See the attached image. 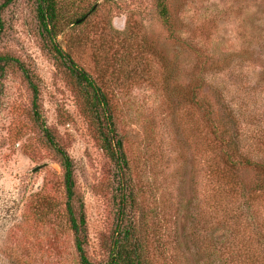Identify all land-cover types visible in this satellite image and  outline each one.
<instances>
[{"label":"rangeland","instance_id":"374dc122","mask_svg":"<svg viewBox=\"0 0 264 264\" xmlns=\"http://www.w3.org/2000/svg\"><path fill=\"white\" fill-rule=\"evenodd\" d=\"M4 0H0V5ZM86 16L55 38L111 102L147 264H262L264 0H58ZM0 52L39 88L41 113L73 162L93 264H108L106 161L72 89L40 46L33 6L2 12ZM18 73L0 87V264H79L64 218L62 172L29 117ZM231 162V163H230ZM240 162V163H239Z\"/></svg>","mask_w":264,"mask_h":264},{"label":"trees","instance_id":"16d2710c","mask_svg":"<svg viewBox=\"0 0 264 264\" xmlns=\"http://www.w3.org/2000/svg\"><path fill=\"white\" fill-rule=\"evenodd\" d=\"M14 0H4L0 5V37L3 32L2 12ZM33 6L40 46L52 60L56 71L72 89L78 103V109L84 118L97 148L106 161L105 189L109 194L112 210L110 242L105 244L108 264H147L143 248L139 243L135 223L134 209L136 200L131 185V178L122 138L113 123L111 102L86 72L80 69L72 58L56 44L58 37L67 26L77 25L86 17L80 15L68 19L61 12L58 0H29ZM157 17L163 25L170 23L167 0H154ZM18 73L30 96L29 117L40 137L41 144L49 151L52 159L62 172L64 195V218L73 235L74 250L79 264H93L87 258V231L83 201L75 189L73 162L65 148L59 142L58 135L47 125L41 113L39 88L31 71L15 57L0 52V87L7 74ZM231 163V162H230ZM240 163V162H239ZM243 167L253 169L264 177L263 164H251L244 161ZM264 264V260L263 263Z\"/></svg>","mask_w":264,"mask_h":264}]
</instances>
